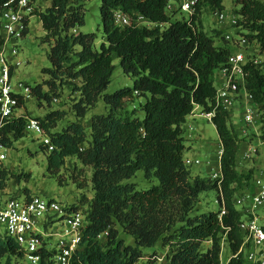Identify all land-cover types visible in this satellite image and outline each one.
Segmentation results:
<instances>
[{"label":"trees","instance_id":"16d2710c","mask_svg":"<svg viewBox=\"0 0 264 264\" xmlns=\"http://www.w3.org/2000/svg\"><path fill=\"white\" fill-rule=\"evenodd\" d=\"M50 1L45 11L35 13L40 15L46 31L42 42L51 44L49 58L53 67L44 69V73L50 75L47 83L51 90L58 84H66L72 92L80 93L79 101L73 104L80 119L109 86L115 68L114 55L134 78L133 89L104 95L109 111L93 116L91 137L81 120L52 133L64 111L36 117L54 146L47 156L52 174H59L69 156H77L84 165L93 167L94 196L91 201L86 195L80 199L82 206L90 201L85 213L88 224L82 248L71 264H136L141 246L160 241L168 247L166 257L170 264H222L224 244L232 254L227 264H248L243 253L233 257L244 241L240 223L246 215L236 200L238 189L244 179L247 183L253 177L254 170L245 174L238 169L245 162L243 154V161L238 158L244 136L238 133L232 120L233 109L218 108L212 120L223 147L221 179L192 175L184 161L188 148L184 136L187 118L196 106L204 111L214 108L216 80L219 83L215 73H220L234 52L232 41L224 37L223 44L217 45L215 36H210L198 19L205 6L223 10V0H199L188 20H173L180 9L171 10L168 5L176 0H101L106 43L100 48L96 47L95 33L79 31L78 27L85 23L80 0ZM236 2L240 8L235 10L238 16L235 26L263 53L264 0ZM118 10L130 16L129 25L115 23L114 14ZM217 36H221L220 31ZM254 56L257 55L247 52L246 89L252 95V105L262 115L260 120L264 121V61L254 63L251 60ZM134 93L146 96L140 105L143 117L135 109L119 110L126 99H133ZM43 96L51 101L49 94ZM242 97L241 93V106ZM24 103L21 100V105ZM28 117H16L2 129L0 141L6 147L26 134ZM261 132L264 138V124ZM43 147L48 149L47 145ZM138 169H143L147 178H158L159 184L138 190L134 184L123 182ZM76 170L77 167L72 177L84 188L88 179L75 173ZM6 175L5 170L0 188L5 186ZM59 181L62 183L63 179ZM252 184L248 192L255 191L253 179ZM209 190H217L219 210L197 212L200 194ZM221 193L227 209L222 217ZM80 205L72 208L78 209ZM119 228L133 235L138 246L125 245L118 237ZM106 231V240L98 239ZM204 242L211 243L207 250L202 248ZM21 260L17 242L0 231V264H23Z\"/></svg>","mask_w":264,"mask_h":264},{"label":"rangeland","instance_id":"374dc122","mask_svg":"<svg viewBox=\"0 0 264 264\" xmlns=\"http://www.w3.org/2000/svg\"><path fill=\"white\" fill-rule=\"evenodd\" d=\"M80 1L83 3L85 23L78 27L79 31L82 33H95L97 36L95 44L97 48H100L103 42L106 43V37L101 24V0ZM172 3L174 7H178L177 2ZM50 5V0H37L36 2V8L40 12L45 11ZM223 6V10L231 14H235V10L240 8L236 0H223ZM216 11L209 6L203 7L198 16L202 28L210 36H215L217 45L223 44V38L228 33L232 34L235 39L239 38L240 35L237 33L239 28L220 23L216 18ZM189 17L190 14L188 12L179 11L173 20H188ZM219 31L221 32L220 37L217 36ZM45 35L46 31L40 15L35 14L31 17L28 32L18 41L19 57L22 64L14 70L12 81L13 83L23 82L31 88L32 92L25 103L17 109L16 115L45 117L51 111L61 110L65 112V115L51 129L52 133L63 131L71 123L81 120L86 133L91 137V122L93 116L107 114L109 111L104 95L114 94L121 89H133L134 78L130 73L124 71L120 58L114 55L113 63L115 68L109 86L98 98L96 104L90 106L86 115L80 119L73 108V104L79 101L81 97L80 93L72 92V89L66 84L63 86L58 84L55 90H51V87L47 83L50 80V75L44 73V69L52 68L53 65L49 58L51 44L42 42V38ZM230 44L234 46V51H247L245 48L235 46L233 42H230ZM257 49V54L264 56V52H260L259 47ZM215 74L217 78L219 71H216ZM216 84L219 86L217 80ZM44 94H49L51 101L48 102L45 96H43ZM145 101L146 96L134 93L133 99H126L124 106L119 110L131 112L135 109L134 111L137 115L143 117L144 113L140 105ZM202 111L201 106H196L193 111L195 114L192 113L189 115L184 125L185 143L188 147L184 152V159L189 158L193 161L199 159L201 161L199 164L193 162L188 165L192 175H200L201 177H211L214 179L212 173L218 170V149L222 145L215 123L204 116H200ZM241 112V105L239 108L235 106L232 111V120L237 125V131L241 136H244V141H242L238 152V158L240 161H243L242 154L247 149V145L244 142H248L255 147L257 146L258 153L250 159L245 160V162L243 161L238 167L245 174L248 173L249 169L254 170L253 177L248 180L249 182L247 181L246 183V179H244L243 185L238 189V197L241 196V193L248 192L253 187L252 179L254 180V178L259 177L264 172V144L261 143L263 139L261 127L264 121H261L259 117L256 125H247L240 117ZM260 116L262 115L260 114ZM46 136L36 131H29L23 137L14 140L12 146L5 148L7 155L5 160L7 175L4 188H0V201L10 197L24 199L27 195H37L47 200H57L66 206L80 205V199L83 195H86L91 201L94 196L91 182L93 167L84 165L77 156H69L66 158V165L61 169L59 174H52L48 170L47 160L50 151L43 147V140ZM76 167L77 170L75 173H82L88 179V185L84 188H80L78 182L72 177ZM60 178L63 179L62 183L59 181ZM123 182L134 184L138 190H146L159 184V180L155 176L147 178L143 169H138L133 176L124 179ZM217 195V190H209L201 193L197 212L218 211L220 205L216 202ZM90 201L83 206H78V209L82 210L84 214L87 213L90 207ZM261 214H264V211ZM0 231L3 233L4 229L0 227ZM118 237L127 246H138L136 238L122 228H119ZM101 240L105 241L106 237L103 236ZM210 245V242H204L202 244L203 250H207ZM140 249L141 257L136 264H170L166 257L168 247L164 246L161 241L152 246H141ZM231 255L230 248L224 244L221 252L222 264H227ZM21 262L27 264L23 259Z\"/></svg>","mask_w":264,"mask_h":264},{"label":"built area","instance_id":"2783aa9c","mask_svg":"<svg viewBox=\"0 0 264 264\" xmlns=\"http://www.w3.org/2000/svg\"><path fill=\"white\" fill-rule=\"evenodd\" d=\"M199 0H176L180 11L192 15ZM37 0H0V136L2 129L17 116V109L21 107V100L26 101L31 95V88L19 81L13 83L14 70L22 64L19 57L18 41L23 38L29 29L31 17L36 13ZM171 3L168 9H175ZM217 20L222 24L235 26L238 21L236 14L225 10L215 12ZM115 23L127 26L131 23L130 16L118 10L114 14ZM144 21L143 17H140ZM150 24L149 21H146ZM239 30V29H238ZM76 32V30H74ZM240 36L235 39L230 33L226 39L235 46L245 48L247 51H234L228 59L226 66L221 68L219 86L215 97L214 108L202 111L200 116L212 121L218 108L233 109L239 96L243 95L241 106V119L247 125H256L260 113L252 105V95L246 89L245 64L247 52L256 54L251 58L254 63L264 61V56L257 54L258 45L250 43L249 39L237 32ZM195 114V113H193ZM36 131L47 135L43 144L49 151L54 150L45 128L36 117H28L26 132ZM264 144V138L262 139ZM6 146L0 141V181L4 180L3 172L6 170ZM218 149V170L212 173L214 179L222 177L221 156L223 147ZM258 153V147L249 145L243 153V159L248 160ZM187 165L201 163L199 159L184 160ZM254 192H246L236 200L237 205L246 212L240 223L244 231V241L239 250L233 254L238 258L240 254L248 264H264V172L254 178ZM222 209L220 217L226 214L227 209L221 193ZM218 202V200L216 201ZM263 209V210H262ZM88 221L86 214L80 209H73L57 200H47L37 195H27L24 199L10 197L0 201V227L4 233L14 239L27 264H71L73 257L82 248L83 237ZM104 232L98 236L101 239L107 236Z\"/></svg>","mask_w":264,"mask_h":264},{"label":"crops","instance_id":"0c3cea01","mask_svg":"<svg viewBox=\"0 0 264 264\" xmlns=\"http://www.w3.org/2000/svg\"><path fill=\"white\" fill-rule=\"evenodd\" d=\"M234 50H235V49H234ZM219 76H220V73H219V75H218V77H217V78H218V80H220V79H221V77H219ZM240 102H241V100H239V101L237 102V104H236V107H237V108H239V107H240V105H241V104H240ZM251 130H252V129H251ZM244 143H246L245 145H247V147L250 145L248 142H244Z\"/></svg>","mask_w":264,"mask_h":264}]
</instances>
